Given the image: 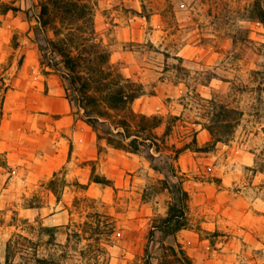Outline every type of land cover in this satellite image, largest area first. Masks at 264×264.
Wrapping results in <instances>:
<instances>
[{
  "label": "rangeland",
  "instance_id": "374dc122",
  "mask_svg": "<svg viewBox=\"0 0 264 264\" xmlns=\"http://www.w3.org/2000/svg\"><path fill=\"white\" fill-rule=\"evenodd\" d=\"M46 1L0 0V264H36L49 253L57 264H158L164 249L149 229L170 201L158 182L164 175L150 167L146 148L132 153L97 141L65 98V79L41 65L34 13ZM72 1L88 5L91 23L70 25L93 28L110 63L142 85L131 107L161 117L154 131L164 153L182 149L176 164L190 195L189 224L177 241L190 262L264 264V28L246 20L253 0ZM202 98L239 114L225 141L195 151L211 141ZM86 196L116 222L98 263L79 255L85 240L60 256L65 225L84 218L73 199ZM40 225L57 227L53 243L35 244ZM167 264L184 262L170 255Z\"/></svg>",
  "mask_w": 264,
  "mask_h": 264
},
{
  "label": "trees",
  "instance_id": "16d2710c",
  "mask_svg": "<svg viewBox=\"0 0 264 264\" xmlns=\"http://www.w3.org/2000/svg\"><path fill=\"white\" fill-rule=\"evenodd\" d=\"M87 6L84 2L72 0H48L41 3L34 13L35 28L40 30L44 39L43 43L38 44L40 63L65 79V98L81 112L82 119L91 127L97 141H104L108 147L132 153L146 148V159L150 167L164 175L158 179L160 188L166 189L170 194L166 215L155 219L149 229V235L153 237L156 234V240L164 249L158 264H167L170 255L181 259L184 264H192L177 241V232L189 224L187 213L190 195L184 186V174L176 164L182 149L164 153L166 146L161 145L154 131L162 123L161 117L137 113L131 107L132 102L143 94L142 85L125 76L110 63V51L93 28L81 31L70 25L75 22L77 25L80 20L87 26L91 23L90 16H87L89 9L88 14L85 12ZM6 9L18 10L16 7ZM245 10L246 20L259 21L264 28V0H253ZM56 17H59L65 32L57 27ZM50 29L52 36L47 35ZM262 47L264 48V43ZM254 60L257 62L255 58ZM202 100L209 107L205 111L207 124L203 128L209 131L211 141L207 146L197 147L195 151H207L210 143L215 145L219 141H225L232 131L235 116L239 114L236 109L213 99ZM156 153H159L157 156L164 157L158 160L167 169V174L153 163L157 160ZM93 180L100 185H109V179L105 177L95 176ZM104 206L102 201L94 197L73 199L74 208L85 207L84 218L79 221L71 220L65 225L67 237L61 257H68L70 251H76L72 241L78 243L82 240L87 242L77 251L84 259L98 263L107 254V246L116 232V222ZM56 229V226L40 225L37 233L41 238L35 244L53 243ZM43 234L47 236L45 240L42 239ZM18 236L19 243L24 244L25 249L31 247L29 243L33 244L32 239ZM35 249L37 250L36 247ZM51 254H48L47 259L36 257V264H57Z\"/></svg>",
  "mask_w": 264,
  "mask_h": 264
},
{
  "label": "crops",
  "instance_id": "0c3cea01",
  "mask_svg": "<svg viewBox=\"0 0 264 264\" xmlns=\"http://www.w3.org/2000/svg\"><path fill=\"white\" fill-rule=\"evenodd\" d=\"M205 132H206L205 129H202V130L199 131V133H201V134H204Z\"/></svg>",
  "mask_w": 264,
  "mask_h": 264
}]
</instances>
